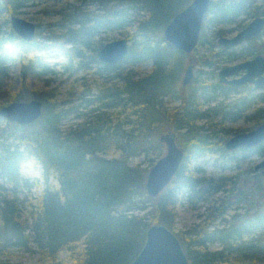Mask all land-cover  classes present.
<instances>
[{
  "label": "trees",
  "instance_id": "16d2710c",
  "mask_svg": "<svg viewBox=\"0 0 264 264\" xmlns=\"http://www.w3.org/2000/svg\"><path fill=\"white\" fill-rule=\"evenodd\" d=\"M28 1L0 0V14L14 15ZM89 1L115 3L110 9L114 18L104 17L91 26L88 21L78 23L75 30L68 29L67 42L71 47L64 49L67 67L76 58L81 60L77 62L78 68L85 65L80 47L89 48L93 43L90 38L99 28L124 27L127 21L123 17L128 7L143 14L136 19L135 31L127 36L132 42L122 61L103 63L97 58L103 44L91 47L94 74L101 79L95 92L83 88L80 96L73 94V99L71 94L68 100L60 102L55 88L29 90L30 77L42 78L50 75L51 70L44 56L19 59L20 84L10 99L24 101L33 95L32 99L42 102L43 110L39 119L26 125L0 120V264H24L12 262L5 255L12 249L31 252L32 245L51 260L59 251L66 250L73 264H129L142 247L150 224L162 223L174 231L176 207L182 202L192 208L208 204L199 230L194 226L176 232L190 264H264L261 172L253 180L254 192L245 186L237 188L232 182L234 176H205L200 167L192 164L193 160L219 148L226 154L232 153L229 155L241 152L264 156V142L230 152L223 147L227 134L222 132V125L198 126L207 114L201 107L216 99L214 92L223 98L242 95L233 99L230 107L244 113L256 103L264 104V86L250 96L247 84L229 85L218 79L208 83L196 75L190 84H181L185 55L190 64L211 69L210 79H215L217 70L226 64L258 54L264 56V29L256 38L235 48L225 49L217 44L219 37L231 31L226 26L235 24L233 30L237 31L245 25V20L263 15L264 0H211L198 45L206 42L208 29L216 42L207 53L194 49L188 54L169 44L163 29L190 0ZM241 15L243 18L239 19ZM22 43L5 16L0 22V97L8 91L5 86L9 79L10 48L20 47ZM142 63L151 65L144 74L134 68ZM45 81L48 86V80ZM167 100L180 104L170 108ZM223 108L218 104L208 109L218 112ZM226 114L229 113L222 111V120L235 119ZM69 115L78 121L65 126ZM261 117L264 119V106L254 108L250 115L257 124L264 121L260 122ZM169 131L176 134L185 156L171 186L151 199L144 189L146 174L164 146L159 141L160 134ZM212 138L217 140H209ZM108 153L117 156L108 157ZM137 156L143 157L145 166L129 164ZM26 163L42 168L44 186L38 202L29 204L23 219V200L18 194L40 183L37 178L29 183L22 177L20 170ZM50 175L57 181L56 188L48 184ZM7 189L11 194L6 193ZM211 196L213 200H209ZM231 207L239 209L231 220L224 219L221 227L213 226ZM211 242H218L220 250L208 249Z\"/></svg>",
  "mask_w": 264,
  "mask_h": 264
},
{
  "label": "rangeland",
  "instance_id": "374dc122",
  "mask_svg": "<svg viewBox=\"0 0 264 264\" xmlns=\"http://www.w3.org/2000/svg\"><path fill=\"white\" fill-rule=\"evenodd\" d=\"M114 4L115 3L113 2L101 4L99 1L91 2L89 0H30L26 2L25 5L18 8L14 15L33 22L36 26V32L34 39L30 43H22L20 47L13 46L10 48L11 53L7 62L9 79L7 80L5 86L8 91L4 97H0V108L12 102L10 96L20 84L18 61L21 58L28 60L35 59L38 56H44V62L51 70V74L48 76L46 75L42 78L30 77L28 79L29 90L37 91L49 87L55 88V91L58 94L57 99L60 100V102L68 100L71 94H74L76 97L80 96V92L83 88H88L90 92H95L101 85V79L94 74L96 67L95 64L90 60V58H92L91 47L99 43L104 44L107 41L113 39H127V36L135 31L136 19H140L143 12L128 7L125 16L123 17V20H125V22L127 21V23L124 24V27H111L109 29L99 28L95 35L90 38L93 42L91 43L90 47H80V51L84 56L83 61L85 60V65L80 68H78L77 65V62L81 61L79 58L73 59L71 65L68 67L65 65L67 57L64 54V49H69L71 47L70 43L67 42V39L70 36L68 34V29L75 30L79 27L78 23L85 24L88 21V26H91L97 20L103 19L104 17H109L110 19L114 18L110 10L111 5L113 6ZM5 16L10 18L11 15L7 13L0 14V22H3ZM242 18L243 15L239 17V19ZM249 20L250 19L245 20L244 23L246 24ZM234 25L235 24H230L226 26L227 29L231 30L226 36H230L236 32L233 30ZM206 33V42L202 45H197L196 48H194L199 53H207L213 42H216V40H214L211 36V31L209 29L206 31ZM127 41L129 44L132 42L131 40ZM26 45L28 47H25ZM213 49L215 50V48ZM87 60L88 62H86ZM183 64L185 66L184 70L187 65H190L188 55L183 57ZM150 67V63H142L138 66H134V68L140 74L148 72ZM125 68L129 69L130 67L125 66ZM198 70H201V72L198 73ZM209 70L211 69L205 66H195L194 75L198 76L202 80H207L208 83H213L216 79H218V77L216 75L215 79H210L211 77L208 73ZM45 80H48V86H46ZM186 90L190 91L188 87ZM261 90L262 89H257L255 91L252 87H250L249 95L253 96ZM241 91L242 89L239 88L238 92L241 93ZM196 93L198 94V92ZM213 94L215 95L216 99L212 100L210 103L203 104L201 107V109L205 110L207 114L205 118L198 122V126L208 127L209 125H213V128H219V125H222L224 128L222 129V132L227 134L224 139L226 141L229 137L238 132L249 131L259 125L257 124L256 119L250 118V115L252 114L254 108L264 106L263 103H256L248 111L239 113V110L230 106H232L234 103L233 99L242 95L237 93L231 95L230 97L223 98L221 96L218 97L217 91ZM74 95L72 96L73 99L75 97ZM32 98L35 97L31 95L27 98V100ZM167 102L170 108L180 104V101L167 100ZM218 104L224 107L223 109H219L221 111L216 112L214 109H208L211 107H217ZM222 111L228 112L230 115L226 114V116H234L235 119L232 120L229 119V117H226L227 119L222 120ZM0 120L4 121L2 118H0ZM220 120L223 122L219 123L221 122ZM259 120L261 122L264 119L261 117ZM76 121H78V119H75L72 115H69L68 118L65 119L64 124L66 126ZM1 122L0 128L2 127ZM222 132L218 134L220 135ZM209 140L217 139L212 138ZM164 151L165 147L163 146L161 154L164 153ZM229 154L232 153L226 154L219 148L213 153H206L196 160H193L192 164L200 167L202 174L205 176H211L215 178L221 175L234 176L232 177V182H234V185L237 188L245 186V189L255 192L256 185L253 184V180L255 179L256 175L260 173L259 170L255 169V165L264 156H258L256 154L247 155L241 152H235L234 155ZM107 156H117V154L108 153ZM230 158H232V160H230ZM137 163H142L144 166L146 165L142 156L133 157L129 160L130 165ZM20 174L23 178L28 179L29 183H31L35 178H37L40 182L39 186H31L28 189L24 188L18 194L19 199L23 200L21 211L22 218L24 219L26 218L29 204H36L38 202V198L44 185L41 177L42 168L40 166H34L30 163H26L20 170ZM48 184L55 188L58 186L54 175L49 176ZM168 186H171V183H169ZM6 193L11 194L10 189H7ZM209 200H213V197L211 196ZM207 205L208 204H200L198 207L192 208L186 202L179 203L176 207L177 217L174 232L176 233L178 231H185L187 229L193 228L194 226H198L197 230H199L203 225L204 219L207 215ZM238 210H235L231 207L225 213L222 220L217 219L214 221L213 226L221 227L222 224H224L223 220H231L232 214ZM207 247L208 249L215 251L220 250L221 245L218 242H211L208 243ZM5 257H7L12 262H21L24 264H73L69 253L66 250L59 251L56 257L51 260L39 254L33 245L31 252L12 249L7 255H5Z\"/></svg>",
  "mask_w": 264,
  "mask_h": 264
},
{
  "label": "water",
  "instance_id": "95a60500",
  "mask_svg": "<svg viewBox=\"0 0 264 264\" xmlns=\"http://www.w3.org/2000/svg\"><path fill=\"white\" fill-rule=\"evenodd\" d=\"M211 0H190L177 12L163 29L165 40L174 48L190 53L199 41L202 22ZM15 34L25 43L35 36L33 22L17 15L9 18ZM264 29V14L251 18L242 28L230 36L217 39V44L225 49L240 46L261 34ZM25 47H28L27 45ZM129 43L125 38L107 41L97 51L99 61L114 64L122 61L128 54ZM194 77V65L186 66L181 84L186 86ZM218 79L229 85L252 83L255 88L264 85V56L261 54L227 64L218 70ZM43 110L38 99L12 101L0 108V118L20 125L30 124L40 118ZM159 141L165 151L149 167L144 189L151 199L156 198L171 183L185 156V150L177 144L174 132L160 134ZM264 142V121L249 131L238 132L224 142V148L231 151L241 147L250 148ZM263 178L264 157L255 165ZM129 264H190L176 233L162 223H153L145 232L142 247Z\"/></svg>",
  "mask_w": 264,
  "mask_h": 264
},
{
  "label": "flooded vegetation",
  "instance_id": "af4514ba",
  "mask_svg": "<svg viewBox=\"0 0 264 264\" xmlns=\"http://www.w3.org/2000/svg\"><path fill=\"white\" fill-rule=\"evenodd\" d=\"M234 48V47H233ZM229 64H231V63H229ZM193 65V64H192ZM227 65V64H226ZM188 66V65H187ZM220 69V68H219ZM218 69V70H219ZM218 70H217V77H218ZM218 81H219V79H218ZM220 82V81H219ZM222 83V82H221ZM224 84H226V83H224ZM247 85H249L250 87H252L254 90H257V89H259V88H261V87H259V88H255L254 87V85L252 84V83H246ZM246 84H242V85H246ZM242 85H240V86H242ZM264 86V85H263Z\"/></svg>",
  "mask_w": 264,
  "mask_h": 264
}]
</instances>
